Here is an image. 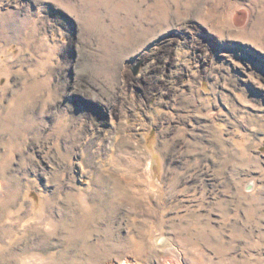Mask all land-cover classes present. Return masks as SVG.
<instances>
[{"label": "rangeland", "instance_id": "374dc122", "mask_svg": "<svg viewBox=\"0 0 264 264\" xmlns=\"http://www.w3.org/2000/svg\"><path fill=\"white\" fill-rule=\"evenodd\" d=\"M0 264H264V0H0Z\"/></svg>", "mask_w": 264, "mask_h": 264}, {"label": "bare ground", "instance_id": "6f19581e", "mask_svg": "<svg viewBox=\"0 0 264 264\" xmlns=\"http://www.w3.org/2000/svg\"><path fill=\"white\" fill-rule=\"evenodd\" d=\"M111 2H112V1H111ZM109 3H110V2H109ZM93 5H94V4H93ZM108 6H109V5H108ZM108 6H107V7H108ZM80 14H81V13H80ZM140 16H141V15H140ZM85 17H86V16H85ZM88 17H89V16H88ZM86 18H87V17H86ZM86 18H85V19H86ZM138 27H139V26H138ZM124 33H125V32H124ZM136 34H137V33H136Z\"/></svg>", "mask_w": 264, "mask_h": 264}]
</instances>
